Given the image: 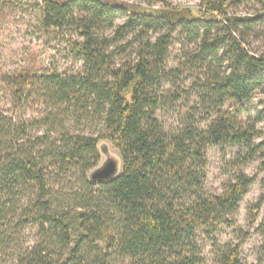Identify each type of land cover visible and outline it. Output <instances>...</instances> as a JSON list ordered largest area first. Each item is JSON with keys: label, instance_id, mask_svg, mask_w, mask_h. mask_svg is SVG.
Wrapping results in <instances>:
<instances>
[{"label": "trees", "instance_id": "obj_1", "mask_svg": "<svg viewBox=\"0 0 264 264\" xmlns=\"http://www.w3.org/2000/svg\"><path fill=\"white\" fill-rule=\"evenodd\" d=\"M5 1L12 0L0 3ZM245 2L258 3L261 11L228 14ZM37 5L41 26L66 39L84 70L8 79L14 110L36 100L49 113L28 127L0 112V250L15 245L12 264H112L113 253L130 264H206L197 242L201 233L211 243L213 264H242L247 235L237 230L241 242L224 244L215 235L235 224L254 183L241 168L259 161L264 171V126L258 128L264 110L241 119L244 103L255 94L264 99V55L249 43L264 20V0H202L200 9L170 4L155 9L119 0H37ZM119 17L124 21L117 25ZM175 33L191 46L183 57L199 73L205 128L189 116L180 129L166 131L156 116L162 82L179 73L166 69ZM127 49L134 50L133 59L117 65L115 56ZM72 119L95 120L101 131L73 134L65 124ZM44 127L46 135H31ZM102 141L118 151L120 169L95 183L89 172L100 161ZM222 146L239 151L226 162L230 177L222 192L211 195L204 186L206 153ZM66 174L78 175L84 189L70 206L54 210L52 182ZM32 225L43 242L23 247L18 240ZM256 232L264 252V222Z\"/></svg>", "mask_w": 264, "mask_h": 264}, {"label": "rangeland", "instance_id": "obj_2", "mask_svg": "<svg viewBox=\"0 0 264 264\" xmlns=\"http://www.w3.org/2000/svg\"><path fill=\"white\" fill-rule=\"evenodd\" d=\"M143 7L162 9L166 4L181 7H191L200 9L202 0H119ZM261 11L258 3L245 2L234 4L228 10L229 15H255ZM40 10L37 0H12L0 3V112L11 118L17 125H28L34 120L44 118L49 110L41 101H34L21 110H14L12 96L8 79L20 74L30 73L31 75H49L52 73L62 77L78 75L84 70L81 60L74 57L66 39L55 36L50 31L45 30L40 23ZM124 21V17H119L116 24ZM111 35V31L107 32ZM151 36V35H150ZM154 38V35H152ZM132 39L129 35L124 41L127 43ZM250 47L257 55H264V20L255 27L249 37ZM122 44V45H123ZM138 45V44H137ZM188 44L185 36L175 33L166 58L167 70H178L176 78L163 81L159 96L162 97L160 109L156 116L166 131H176L188 122V117L199 121V127L205 128L208 122H200L203 114L200 106V98L197 89L198 72L190 70V66L184 62L183 52L187 50ZM191 47V46H190ZM137 49V46H134ZM134 50L127 49L124 54L118 52L115 56L116 64L120 65L126 60H132ZM233 103L227 102L226 109H231ZM264 110V99L260 94H255L249 102L243 104L242 120L254 119L258 112ZM66 128L73 134L97 135L101 131V125L97 121L81 119L79 122L70 120L65 123ZM264 123L258 124V128H263ZM47 128L34 129L31 135H46ZM66 129V130H67ZM54 138V136H53ZM259 140H257L258 142ZM104 150L100 155V161L89 172V174L105 161L112 159L120 169V158L118 151L107 141H102ZM238 148L228 146L210 147L207 150L206 178L204 182L205 190L208 194L217 195L222 192L224 184L230 175L227 173L226 162L238 153ZM259 161L248 164L241 168V171L254 178V183L249 188L248 193L240 202L239 209L234 216V225L222 227L215 235L218 244L227 242L238 243L241 239L236 236L237 230L243 235H247L241 245L242 264H256L262 255L264 264V252L261 249L263 240L256 232L259 223L264 222V171L259 168ZM52 197L53 209L66 208L70 206L71 198L83 191L81 180L78 175H61L57 180H53ZM260 207L255 211L254 216L249 214L251 207ZM254 218L253 222L252 219ZM43 242V236L37 225L29 226L21 234L18 244L32 246ZM197 242L201 248L202 256L206 257V264H213V254L211 243L201 234L197 235ZM15 245H11L4 251L0 250V264H12L11 256L15 255ZM109 261L112 264H130L128 260L122 261L116 253L111 254Z\"/></svg>", "mask_w": 264, "mask_h": 264}, {"label": "water", "instance_id": "obj_3", "mask_svg": "<svg viewBox=\"0 0 264 264\" xmlns=\"http://www.w3.org/2000/svg\"><path fill=\"white\" fill-rule=\"evenodd\" d=\"M117 172L118 165L116 162L112 159H108L101 167L91 173L90 179L95 183L107 181L113 178Z\"/></svg>", "mask_w": 264, "mask_h": 264}]
</instances>
